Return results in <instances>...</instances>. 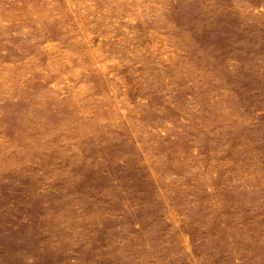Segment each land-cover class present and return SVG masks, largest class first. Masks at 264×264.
<instances>
[{"label":"rangeland","instance_id":"rangeland-1","mask_svg":"<svg viewBox=\"0 0 264 264\" xmlns=\"http://www.w3.org/2000/svg\"><path fill=\"white\" fill-rule=\"evenodd\" d=\"M0 264H264V0H0Z\"/></svg>","mask_w":264,"mask_h":264}]
</instances>
